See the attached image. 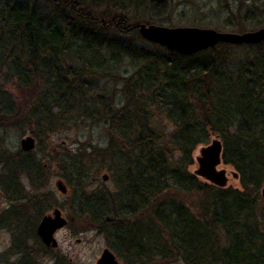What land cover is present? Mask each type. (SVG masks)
<instances>
[{
	"label": "trees",
	"instance_id": "16d2710c",
	"mask_svg": "<svg viewBox=\"0 0 264 264\" xmlns=\"http://www.w3.org/2000/svg\"><path fill=\"white\" fill-rule=\"evenodd\" d=\"M47 1L54 9L0 0L1 66L20 83L23 99L40 90L32 108L28 101L14 104L0 84V122L18 123L28 115L25 106L51 130L54 109L88 116L89 77L129 60L136 74L125 83L126 104L109 109L110 141L100 149L111 160L116 192L93 197L87 209L104 219L111 248L125 264H264V43L228 75L227 44L196 54L155 43L154 50L138 48L136 38H128L136 29L124 15L111 14L127 5L156 15L164 0ZM242 14L243 21L264 25L255 10ZM240 21L236 26L243 29ZM105 99L96 104L107 105ZM150 108L175 128L166 144L150 125ZM212 135L221 139L223 162L237 170L240 189L204 183L188 172L197 147ZM80 153L76 158L85 156ZM38 167L20 164L33 175L41 173ZM6 176L5 190L20 194L15 171Z\"/></svg>",
	"mask_w": 264,
	"mask_h": 264
},
{
	"label": "rangeland",
	"instance_id": "374dc122",
	"mask_svg": "<svg viewBox=\"0 0 264 264\" xmlns=\"http://www.w3.org/2000/svg\"><path fill=\"white\" fill-rule=\"evenodd\" d=\"M22 1H39L44 11L54 9L47 0ZM161 3L163 8L156 15L146 12V8L137 9L127 5L113 10L111 14L124 15L127 24L136 29H132L134 32L128 38H136L135 45L138 48L146 47L150 50L155 48L151 45L152 42L141 36L139 25L207 28L234 34L254 32L264 27L256 22L247 23L239 15L246 10H255L257 20L264 19L261 18L264 15L259 12L264 9V0H164ZM239 20V24L243 22V29L236 26ZM226 49L230 51L226 70L228 75H234L245 63L253 60L260 50L257 45L230 44H227ZM2 54L0 49L2 88L14 100V104H26L28 101L30 103L27 106L33 108L37 101L35 94L40 90L23 99L19 91L20 83L9 77L7 69L1 66L5 61ZM109 70L108 73H94L86 83L88 88L85 93L90 100L87 108L85 107L88 116L80 117L76 112L67 115L61 109H54L56 119L51 130L39 126L36 123L38 117L32 118L25 106L28 115L23 116L18 123L5 125L0 122V264H16L21 257H30L34 264H57L59 259L64 260L65 264H97L105 250H110L119 264H125L111 248L106 234L102 233L104 219H96L87 210L88 205L92 207L94 204L93 197L116 192V177L110 168L111 160L101 156L100 149L106 148L110 141V129L106 122L109 109L116 112L126 104L124 86L136 74V68L129 60H124L117 66L114 64ZM32 96L34 100L31 99ZM101 97L106 98L107 105L96 104V100ZM261 100L264 103V94ZM148 110L152 117L151 127L158 133L161 142L168 143L175 128L167 120L165 113L151 108ZM70 118L73 120L70 121ZM26 137H33L36 141L34 150L28 153L21 147V141ZM216 140L221 141L217 135H212L207 143L198 146L193 157L194 163L188 168L190 174L204 183L211 184L206 178L196 174L199 170L197 160L201 157V150L211 146ZM80 152L85 156L76 158ZM22 162L36 163L41 168L40 176L22 170ZM217 170L226 171V188H241L239 175L235 176L238 172L234 167L226 165L222 159ZM8 171H15L16 186L22 191L20 194H10L5 190L2 178L7 177ZM104 176L108 177L107 181H104ZM58 182H62L67 190L66 194L60 192ZM263 187L264 185L260 189L261 198ZM190 199L195 201L194 196H190ZM56 209L62 211L68 225L55 235L58 248L47 251L37 235V227L45 216H53ZM59 263L63 264L62 261Z\"/></svg>",
	"mask_w": 264,
	"mask_h": 264
},
{
	"label": "water",
	"instance_id": "95a60500",
	"mask_svg": "<svg viewBox=\"0 0 264 264\" xmlns=\"http://www.w3.org/2000/svg\"><path fill=\"white\" fill-rule=\"evenodd\" d=\"M138 29L145 40L158 44L170 51L183 54H196L220 43L230 45H258L264 43V27L257 31L243 34L224 33L207 28H167L154 25L147 26L145 24L139 25ZM35 144L36 141L33 137H26L21 141L22 150L27 153L34 150ZM222 154L223 143L219 140L214 141L211 146L203 148L201 157L197 160L199 170H197L196 174L206 178L215 186L225 188L228 183L226 171L217 170L218 166L222 164ZM235 176L237 177L238 174H235ZM103 179L107 181L108 177L104 176ZM57 187L62 194L67 193L62 182H58ZM262 199L264 200V187L262 189ZM67 225L68 221L63 217L62 211L56 209L53 216H45L42 219L38 226V235L45 245L57 249L59 244L55 235ZM97 264H119V261L110 250H105Z\"/></svg>",
	"mask_w": 264,
	"mask_h": 264
},
{
	"label": "flooded vegetation",
	"instance_id": "af4514ba",
	"mask_svg": "<svg viewBox=\"0 0 264 264\" xmlns=\"http://www.w3.org/2000/svg\"><path fill=\"white\" fill-rule=\"evenodd\" d=\"M37 235H38V227H37ZM38 237H39V235H38ZM39 239H40V237H39ZM40 241L42 242V240L40 239ZM42 244L44 245V246H46V248L45 249H47V251H50V249H54V248H52V247H49V246H47V245H45L43 242H42ZM30 257H21L19 260H18V262L16 263V264H29L28 262H26L27 260L28 261H31V258L29 259ZM32 262V261H31ZM33 263V262H32ZM34 264V263H33Z\"/></svg>",
	"mask_w": 264,
	"mask_h": 264
}]
</instances>
